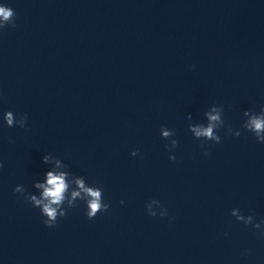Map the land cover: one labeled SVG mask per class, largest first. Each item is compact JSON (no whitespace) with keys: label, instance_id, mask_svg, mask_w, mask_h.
Returning <instances> with one entry per match:
<instances>
[{"label":"water","instance_id":"1","mask_svg":"<svg viewBox=\"0 0 264 264\" xmlns=\"http://www.w3.org/2000/svg\"><path fill=\"white\" fill-rule=\"evenodd\" d=\"M0 4L16 13L0 30V264H264L260 230L230 215L264 219V144L241 127L248 106L94 0ZM213 102L241 135L222 128L205 149L188 124L206 123ZM6 111L27 113V127H7ZM162 125L179 140L175 161ZM49 153L101 187L109 210L89 220L77 201L46 227L12 190L38 195ZM152 199L167 217L147 214Z\"/></svg>","mask_w":264,"mask_h":264},{"label":"clouds","instance_id":"2","mask_svg":"<svg viewBox=\"0 0 264 264\" xmlns=\"http://www.w3.org/2000/svg\"><path fill=\"white\" fill-rule=\"evenodd\" d=\"M16 13L10 6L0 4V30L6 27H16ZM194 67V66H193ZM2 96V92H0ZM224 107L215 102L203 113L206 123H189L188 130L193 134L194 138L199 140L200 147H207L206 142L211 141L215 144L222 142L219 130L227 127L230 135L239 137L241 131L233 129L231 125H226L223 118ZM245 119L242 122V129L251 133L258 143L264 144V106L259 112L255 110H245L243 112ZM2 119L7 127L26 128L28 122L27 113L15 114L12 111L3 113ZM186 119L191 122L193 120L192 113L186 115ZM161 138L167 141L166 150L170 153L168 159L175 161L176 157L172 154V150L179 147V140L174 138L175 131L166 126L160 128ZM10 142H12L10 140ZM140 150L135 149L131 152L132 156L139 155ZM205 156L210 152L205 150ZM42 162L51 165V170H47L42 181L33 182V187L38 191L37 194L29 193L22 184H17L13 188L14 194H19L24 200L34 208L40 210V214L44 217L43 223L46 227H55L58 220L67 215V210L77 206V201H83L86 205V216L89 220L94 219L99 213L107 212L110 208L109 203L104 202L103 189L99 186H90L83 176H73L67 171V165L59 158L52 154H45ZM4 164L0 161V169ZM124 203L123 200L120 201ZM147 214L152 217H167V209L157 199H152L145 205ZM159 208V212L156 209ZM230 215L237 222H241L244 226H251L253 229H259V235L264 238V219L257 221L253 212L245 215L240 209L233 208ZM227 236V233H225ZM250 254V250H246L243 255Z\"/></svg>","mask_w":264,"mask_h":264}]
</instances>
